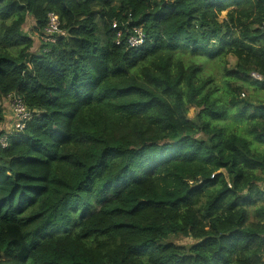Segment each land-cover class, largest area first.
Masks as SVG:
<instances>
[{
    "label": "trees",
    "instance_id": "1",
    "mask_svg": "<svg viewBox=\"0 0 264 264\" xmlns=\"http://www.w3.org/2000/svg\"><path fill=\"white\" fill-rule=\"evenodd\" d=\"M11 94L0 264H261L264 0H0Z\"/></svg>",
    "mask_w": 264,
    "mask_h": 264
},
{
    "label": "built area",
    "instance_id": "2",
    "mask_svg": "<svg viewBox=\"0 0 264 264\" xmlns=\"http://www.w3.org/2000/svg\"><path fill=\"white\" fill-rule=\"evenodd\" d=\"M59 32L60 28L58 17L53 14H49L47 25L44 28V36L42 40L44 42L54 43L56 36L59 35ZM143 38L144 36L141 30H135L134 34L128 39V44L130 47L139 46L142 44ZM252 75L255 76L256 79L261 80L260 76L255 74ZM7 99L9 100L8 104L12 113V119L15 123L16 130H22L24 128V123L32 117V113L26 109L20 97L11 94L7 97ZM0 142L2 143L3 147L6 146L5 137L1 138ZM261 264H264V257Z\"/></svg>",
    "mask_w": 264,
    "mask_h": 264
},
{
    "label": "rangeland",
    "instance_id": "3",
    "mask_svg": "<svg viewBox=\"0 0 264 264\" xmlns=\"http://www.w3.org/2000/svg\"><path fill=\"white\" fill-rule=\"evenodd\" d=\"M225 12H222L220 15H219V17H218V21L219 22H221L222 20H224V18H225ZM32 29H33V22H32V20L30 19V17H28L27 18V21H26V24L24 25V32H26V33H29L30 34V36H31V38L33 39V42H34V46H33V48H32V50H31V52H33V53H38L39 52V50H40V47H41V42H40V40L38 39V35L37 34H35V33H33V31H32ZM32 32V33H31ZM59 34V36H65V33H64V31H62V30H60V32L58 33ZM184 59L186 60V61H188L189 59L187 58V57H184ZM234 61H235V59L233 58V57H231V56H229L228 58H227V67L228 68H233V66H234ZM217 69L215 68V66L214 65H206L204 68H203V72H205V73H214L216 76H217V80H216V82L218 83L219 81V79H220V77L221 76H219V72L217 73ZM251 77L252 78H256L255 76H253V75H251ZM239 85H241V86H243L242 88H244V94L243 95H247L248 96V94L251 92V89L247 86V85H245V84H241V83H239ZM241 96V95H240ZM246 96V97H247ZM6 101H7V103L9 102V100L6 98ZM0 109H1V112H2V114H3V121H1L0 122V131L1 130H3V131H5V133H11V132H13L14 130H16V127H15V123H14V121H13V119H12V113H11V110H10V107H9V104H6V105H2L1 107H0ZM194 110L193 109H190L189 110V117L190 118H192L193 116H194ZM228 123V122H227ZM253 216V215H252ZM251 216V217H252ZM175 242L177 243V244H181V245H189L190 243H192V240L191 239H189V238H180V239H178V240H175Z\"/></svg>",
    "mask_w": 264,
    "mask_h": 264
},
{
    "label": "clouds",
    "instance_id": "4",
    "mask_svg": "<svg viewBox=\"0 0 264 264\" xmlns=\"http://www.w3.org/2000/svg\"><path fill=\"white\" fill-rule=\"evenodd\" d=\"M256 75V74H255Z\"/></svg>",
    "mask_w": 264,
    "mask_h": 264
}]
</instances>
